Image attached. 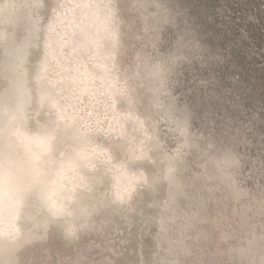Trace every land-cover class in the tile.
Returning a JSON list of instances; mask_svg holds the SVG:
<instances>
[{"label": "rangeland", "instance_id": "374dc122", "mask_svg": "<svg viewBox=\"0 0 264 264\" xmlns=\"http://www.w3.org/2000/svg\"><path fill=\"white\" fill-rule=\"evenodd\" d=\"M0 264H264V0H0Z\"/></svg>", "mask_w": 264, "mask_h": 264}]
</instances>
